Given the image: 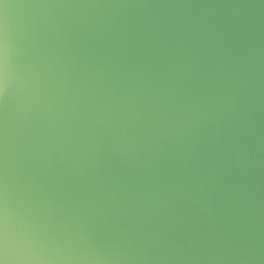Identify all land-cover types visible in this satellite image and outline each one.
Wrapping results in <instances>:
<instances>
[{
    "label": "water",
    "instance_id": "water-1",
    "mask_svg": "<svg viewBox=\"0 0 264 264\" xmlns=\"http://www.w3.org/2000/svg\"><path fill=\"white\" fill-rule=\"evenodd\" d=\"M0 264H264V0H0Z\"/></svg>",
    "mask_w": 264,
    "mask_h": 264
}]
</instances>
